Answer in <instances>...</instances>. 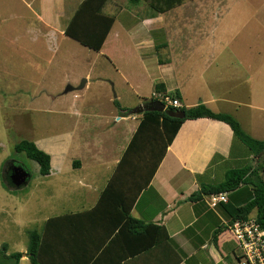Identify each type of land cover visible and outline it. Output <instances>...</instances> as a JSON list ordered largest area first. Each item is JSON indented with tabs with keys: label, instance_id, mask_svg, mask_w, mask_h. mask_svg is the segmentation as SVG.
I'll use <instances>...</instances> for the list:
<instances>
[{
	"label": "crops",
	"instance_id": "obj_1",
	"mask_svg": "<svg viewBox=\"0 0 264 264\" xmlns=\"http://www.w3.org/2000/svg\"><path fill=\"white\" fill-rule=\"evenodd\" d=\"M20 1L33 11L36 20L42 22L30 27L29 37L33 42L45 37L50 43L54 39L59 45L58 34L68 41L73 39L66 34V29L84 0H72L71 3V0H64L67 6L57 9V12L53 10L55 14L46 0L39 1L37 4L41 5L36 8L34 4L38 0ZM111 1L108 0L105 5ZM199 1L184 0L165 11H157L146 0L133 3L134 7L129 9L121 5L122 9L117 14H112L115 22L102 49L95 51L89 48L88 56H91L95 66L101 60H96L97 55L104 56L103 51L107 49L105 46L117 20L123 19L124 14L126 17L131 14V18L136 21L132 25L122 24L124 28L114 33L112 42L121 44L125 36L134 39V46L128 48L134 52H127L123 57L132 58L137 70L125 72L115 67L117 76H114L104 65L99 70L90 69L92 71L85 74L87 78H84V87L79 88L80 85L75 86L73 82L67 84L71 82L69 77L57 81L45 76L40 81L41 85L34 89L38 92L37 95L42 96L39 101V105L42 104L39 106L41 110L38 109V113L54 114L44 122L38 120L39 125L42 123V129L32 138L51 155L50 175L58 174L61 178L64 177L62 174L72 173L78 166L83 169L89 167L90 170L92 162L97 165V162L106 161L109 153L115 154L114 149L118 151L114 156L115 166L105 176V182L97 187L88 185L90 190L85 199L89 206L71 207L52 215L53 218L64 214L67 217L58 222L54 220L59 223L58 228L53 222V232H50V242L47 243L51 249L52 261L59 260L58 248L60 244L65 247L66 241L67 258L71 254L75 262L77 260L84 264H245L241 250L226 225L229 219L226 211L221 208L222 205L211 208L206 201L207 196L197 202L189 199L203 185H215L224 181L230 169L257 166L260 161L248 146L235 137L228 123L210 117L186 119L183 122L153 177L139 193H135L133 188L137 190L139 181L145 180L139 175L146 165V161L141 159L142 153L139 157L138 150L135 149L137 152L130 155L133 160L130 159V163L126 160L118 174L120 179H124V185L118 182L116 187L124 188L131 198L135 196L132 215L147 223L164 225L170 234V242H162L143 251H136L135 247L128 249L124 245H113L107 252H103L109 240L103 243L102 236L106 232H116L109 230L114 228L115 217L120 213V198L113 196L99 205L98 203L102 192L117 174L118 164L139 127L141 118L136 117V110L153 98L152 95L149 99L146 98L143 92L145 88L150 86L152 93L158 91L179 98L181 107H192L202 102L215 112L230 113L245 129V108H250L253 99V89L249 84L252 78L251 55L241 53L242 48L241 52L236 53V48L232 47V39L172 35L171 30L178 28V22L182 25L185 23V28L196 30L203 26H198L203 22L196 16L192 19L177 16L178 13L185 12L187 7L194 11L202 6L204 8L206 5L203 0ZM105 8L104 6L103 11ZM43 25L48 29H44ZM155 32L159 34V40L153 37ZM14 39L17 41L18 38ZM66 51L70 56L72 51L67 48ZM90 51L95 52L92 54ZM241 67H249L248 72L241 70ZM90 82L101 88L99 94L94 91L92 93ZM55 83L58 85L53 86ZM65 84L67 85L62 91ZM122 84L126 91L111 94L113 88H122ZM23 87L17 86L13 89L14 93L21 92ZM82 90V94L75 93ZM130 91L143 99L133 110L128 95ZM119 116L126 118L119 119ZM7 119L8 116L5 120ZM49 125L50 129H47ZM244 186L241 184L237 190L229 193L231 207L244 205L251 198L252 187ZM71 200L74 199L68 200L69 205L73 204ZM250 216H255V211ZM81 220L83 232H79L80 229H76L74 225ZM82 238L83 242L80 241ZM20 251L24 253L20 261L29 257L27 249ZM174 260L179 261L174 263Z\"/></svg>",
	"mask_w": 264,
	"mask_h": 264
},
{
	"label": "rangeland",
	"instance_id": "obj_2",
	"mask_svg": "<svg viewBox=\"0 0 264 264\" xmlns=\"http://www.w3.org/2000/svg\"><path fill=\"white\" fill-rule=\"evenodd\" d=\"M39 1L41 0L34 4L35 8L40 7L41 4H37ZM46 1L50 3L53 14L57 12V9L67 6L64 0ZM203 4L206 6L200 7L197 11L193 9L192 11L190 7H187L185 12L177 14L178 18L187 17V19L196 16L203 22L198 26H203L196 30L185 28L183 27L185 23L182 25L178 22V28L171 30L172 35L232 39L234 42L232 47L236 48V53L241 52L240 48H242L241 53L251 55L252 78L249 84L253 89V99H251L250 108H245L244 115L246 116L243 118V123L247 133L264 139V0H203ZM121 5L127 6L128 9L134 7L130 0H112L105 5L104 12L109 15L117 14L122 9ZM122 18L117 20L112 36L124 28L122 24L132 25L136 21L131 18V14L127 17L124 14ZM37 23L42 22L36 20L33 11L25 3L20 0H0V264H16L15 259L7 255L21 252V249H27L28 252L30 230L37 229L42 234L44 241L42 250L45 249L47 243L50 242V232H53L52 228H54L50 224L53 220L52 215L60 214L71 207L89 206L85 199L90 190L88 185L97 187L105 182V176L115 166L114 156L118 153L117 149H114L115 154L109 153L110 156L106 161L97 162V165L92 162L90 170L89 167L83 169L78 166L72 173L62 174L64 177L61 178L58 174L42 175L36 161L27 157L24 152H18L15 149L16 143L20 140L24 138L32 140L33 135L42 129V123L40 122L39 125L38 120L44 122L54 115L46 112L38 113L37 110H41L39 106L42 104L39 105V101L42 96L37 95L38 92L34 89L41 85L40 81L45 76L57 81L69 77L71 82L67 84L81 85L84 78H87L85 74L92 71L90 69L99 70L104 65H106V70L114 76H117L115 67L125 72L137 70L132 58L123 57L127 52H134L128 50L134 46L135 42L130 36H125L121 44H114L111 36L105 46L106 51H103L104 56L98 54L96 60H101L94 66L91 56H88L89 48L77 40L68 41L66 37L58 34L59 45L54 39L50 43L45 37L33 42L29 37L30 27ZM43 28L48 29L44 25ZM153 35L159 40L157 32ZM14 38H18L17 41ZM66 48L72 51L70 56ZM90 52L94 54L95 51ZM241 70L248 72L249 67L244 69L241 67ZM67 84L62 87V91ZM90 84L93 89L92 93L93 91L96 94L101 92V88L95 85L96 83L90 82ZM20 85L24 86V90L14 93L13 89ZM57 85V83L53 84V86ZM117 91L123 93L122 91L126 89L124 85L122 88L117 86L113 88L111 94L116 95ZM83 92V90L75 91L80 94ZM143 92L149 99L158 91L152 93V88L148 86ZM128 95L132 101L130 105H133L131 109L138 107L143 100L131 91ZM173 98L179 100L175 96ZM152 100L155 99L152 98ZM179 103L181 104L180 100ZM140 113L136 114L139 119L141 118ZM7 116L8 119L5 120ZM122 118L126 117L119 116V119ZM46 128L50 129V125ZM12 166H20L29 171L30 178L27 184L17 188L14 184L5 181L6 171ZM72 198L74 199L71 200L73 204L69 205L67 202ZM60 248H64L63 255L67 258L66 246L60 244ZM46 249H50V246ZM27 256L29 257L21 260L19 264H33L28 253Z\"/></svg>",
	"mask_w": 264,
	"mask_h": 264
},
{
	"label": "trees",
	"instance_id": "obj_3",
	"mask_svg": "<svg viewBox=\"0 0 264 264\" xmlns=\"http://www.w3.org/2000/svg\"><path fill=\"white\" fill-rule=\"evenodd\" d=\"M107 1L108 0H84L70 21L66 29V34L79 41L82 45L95 51H100L115 22L114 16L103 11V7ZM130 1L135 4L142 0ZM146 1H149L151 6L157 11H165L181 4L183 0ZM177 110H185L186 116L180 118L170 114ZM140 114L141 119L139 127L125 151L123 158L118 164L117 174L114 175L108 186L102 192L98 203L99 205L100 202L104 201L106 198L113 196L120 198V203L118 205L120 213L115 217L116 224L114 228L109 230L116 232H106L104 236H102L101 240H103V243H105L107 239L109 240V242L106 243V248L103 252H107L113 245H124V247H127L128 249L135 247L136 251H143L154 245L161 244L162 242H166L167 244L170 242V234L164 225H159L153 222L147 223L144 220L138 219L132 215L131 209L135 196L134 198H131L128 191L124 188L116 187L118 182H120L122 186L124 185V179H120V175L118 174L122 166L126 164V160H128L129 163L130 159L133 160L130 157L132 153L137 152L138 150L139 157L142 153L141 159L142 161H146V165L143 169H141L139 175L145 180L139 181L140 186L137 190L133 188L135 193H139L142 187L147 185L153 177L168 146L174 140L183 122L186 119H195L199 117H210L228 123L233 129L235 137L248 146L254 156H257L260 161L257 166L247 165L230 169L227 172L226 179L224 181L215 185H203L199 191L191 194L189 199L195 202L202 201L205 196H208L211 193L235 191L241 184H244V187L246 188L252 187V196L246 204L238 207H231L228 200V202L220 203L222 205L221 208H223V211H226L229 219L228 222L248 218L253 211H255V217L258 223L262 226V228H264V139L256 138L247 133L241 122L234 115L230 113L215 112L202 102L192 107L169 106L164 111L144 110ZM15 149L18 152H24L27 157L36 161L40 167L39 171L42 175H49L51 173V155L47 151L40 148L36 142L24 138L16 143ZM135 149L137 150L134 151ZM10 174L11 167L6 171L5 181L9 184H13ZM143 181L145 182L143 183ZM54 220H57V222L58 220H66V216L53 218L50 222L51 225L55 222ZM64 225H66V223ZM74 225L76 229H80L79 232H83L81 230L83 229L82 220L80 222L76 221ZM55 226L58 228L59 223L55 222ZM29 239L27 253L30 255L31 262L33 264L78 263L77 260L75 262L71 254L69 259L65 258L66 255H63L64 248H58L57 259L59 260L52 261L50 258L51 249H46V246L45 249L42 250L44 241L42 240V234L37 229L29 231ZM80 241L83 242V238ZM98 242H96V247ZM65 246H67L66 241ZM23 255V252H14L7 255V257L14 258L16 264H19ZM178 261L179 260L174 263H177ZM79 263L84 264V262Z\"/></svg>",
	"mask_w": 264,
	"mask_h": 264
},
{
	"label": "built area",
	"instance_id": "obj_4",
	"mask_svg": "<svg viewBox=\"0 0 264 264\" xmlns=\"http://www.w3.org/2000/svg\"><path fill=\"white\" fill-rule=\"evenodd\" d=\"M153 98L168 106L181 107L179 100L164 93H154ZM230 192L211 193L206 201L211 208L222 202H228ZM228 230L234 236L245 264H264V228L258 223L255 216L226 222Z\"/></svg>",
	"mask_w": 264,
	"mask_h": 264
},
{
	"label": "water",
	"instance_id": "obj_5",
	"mask_svg": "<svg viewBox=\"0 0 264 264\" xmlns=\"http://www.w3.org/2000/svg\"><path fill=\"white\" fill-rule=\"evenodd\" d=\"M85 84V80H83L82 84L79 88L83 87ZM144 110H156V111H164L166 110L165 104L159 100H151L150 102L145 103L143 106L138 108L136 112L140 113ZM172 116L183 118L186 116L185 110H177L175 112L170 113ZM13 172L10 175L12 183L17 187H22L29 182L30 174L29 171L23 167H15L12 166Z\"/></svg>",
	"mask_w": 264,
	"mask_h": 264
},
{
	"label": "flooded vegetation",
	"instance_id": "obj_6",
	"mask_svg": "<svg viewBox=\"0 0 264 264\" xmlns=\"http://www.w3.org/2000/svg\"><path fill=\"white\" fill-rule=\"evenodd\" d=\"M13 172V168L11 167V173ZM11 175V174H10Z\"/></svg>",
	"mask_w": 264,
	"mask_h": 264
}]
</instances>
